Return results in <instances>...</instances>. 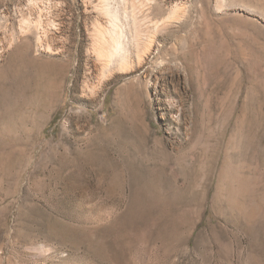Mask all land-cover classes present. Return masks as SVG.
I'll use <instances>...</instances> for the list:
<instances>
[{
    "label": "rangeland",
    "instance_id": "rangeland-1",
    "mask_svg": "<svg viewBox=\"0 0 264 264\" xmlns=\"http://www.w3.org/2000/svg\"><path fill=\"white\" fill-rule=\"evenodd\" d=\"M25 1L0 0V48ZM181 2L168 64L116 71L97 97L80 92L95 13L56 8L55 55L29 51L53 73L0 94V264H264V0Z\"/></svg>",
    "mask_w": 264,
    "mask_h": 264
},
{
    "label": "bare ground",
    "instance_id": "bare-ground-1",
    "mask_svg": "<svg viewBox=\"0 0 264 264\" xmlns=\"http://www.w3.org/2000/svg\"><path fill=\"white\" fill-rule=\"evenodd\" d=\"M79 1L86 19L91 18L92 12L95 13L93 26L89 27L85 23V29L88 36L89 69L96 68L98 71L96 84L90 86L89 83H83L81 94L97 97L106 84L114 78L116 71L131 72L135 67L144 66L151 56L156 60L160 59V64L164 66L168 64L165 47L163 44H157V41L160 34L167 36L171 32V28L172 31L180 30L183 13L181 0H168L169 13L160 18L152 16L155 10L163 8V4H159L160 2L156 0H98L97 3H93V0ZM25 2L17 9L19 16L17 34L11 33L12 35L8 39H6L7 36L2 38L0 49L3 52L8 51L17 42L16 53L13 55L18 64L15 70L8 72L14 71L16 74L12 82L7 80L5 75L0 77V94L3 95L8 94L12 87H19L26 77L29 80L30 74L25 77L28 68H33L34 65L38 66L40 73L37 72V75L40 74L41 77H44L49 74V77L53 73L52 67L55 65H51L49 59L36 60L33 56L30 57L29 51L33 46L37 52L55 55V50L45 41V38L49 33L56 32L55 10L63 4V0H26ZM139 17H142L141 20L138 19ZM101 18H105L104 24L100 22ZM141 35L147 39L144 45L140 42ZM30 36L34 37V45H32ZM174 45H178L181 50L179 38L176 39ZM132 49L135 50L134 59H132ZM181 54L179 48L174 47L173 61L178 71L181 69ZM54 69L56 70V68ZM148 75V72L144 71L142 77L146 78ZM27 80L25 81L26 85ZM26 85L24 84V88L27 87Z\"/></svg>",
    "mask_w": 264,
    "mask_h": 264
}]
</instances>
